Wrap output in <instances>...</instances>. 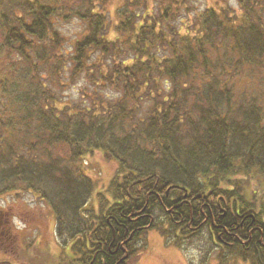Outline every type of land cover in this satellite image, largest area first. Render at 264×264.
Returning a JSON list of instances; mask_svg holds the SVG:
<instances>
[{"label": "trees", "instance_id": "trees-1", "mask_svg": "<svg viewBox=\"0 0 264 264\" xmlns=\"http://www.w3.org/2000/svg\"><path fill=\"white\" fill-rule=\"evenodd\" d=\"M110 1L0 0V198L44 203L66 264H130L153 229L263 263L264 0ZM94 153L116 165L96 209Z\"/></svg>", "mask_w": 264, "mask_h": 264}, {"label": "rangeland", "instance_id": "rangeland-1", "mask_svg": "<svg viewBox=\"0 0 264 264\" xmlns=\"http://www.w3.org/2000/svg\"><path fill=\"white\" fill-rule=\"evenodd\" d=\"M121 3V0H111L106 4L107 12L113 21H115L114 12ZM225 5L236 10L237 0H195L194 10L201 11ZM59 29L67 41L68 48L81 35L84 27L74 19L61 23ZM80 87V82L74 83L66 90L65 96L74 98ZM83 164L87 176L97 184L88 204V207L96 209L95 194L98 190L107 187L116 172V165L105 162L99 153L89 156ZM0 228H4L5 231L0 239V264H66L68 262L65 256L69 255L67 249L70 245L64 249L59 246L54 232V217L44 203L34 200L30 195H23L14 200L11 196L0 198ZM14 237L17 239L16 246L12 242ZM135 246L139 250L137 256L129 261L130 264H220L219 254L226 255L225 251L217 250L215 239L207 230L199 232L191 242L184 241L182 250L155 229L145 232ZM224 263L249 264L241 260H226Z\"/></svg>", "mask_w": 264, "mask_h": 264}, {"label": "flooded vegetation", "instance_id": "flooded-vegetation-1", "mask_svg": "<svg viewBox=\"0 0 264 264\" xmlns=\"http://www.w3.org/2000/svg\"><path fill=\"white\" fill-rule=\"evenodd\" d=\"M247 231H248V238L247 239H251V229H246ZM233 235V234H232ZM261 264H264V262L263 263H261Z\"/></svg>", "mask_w": 264, "mask_h": 264}]
</instances>
